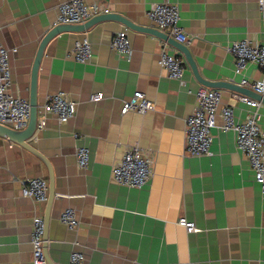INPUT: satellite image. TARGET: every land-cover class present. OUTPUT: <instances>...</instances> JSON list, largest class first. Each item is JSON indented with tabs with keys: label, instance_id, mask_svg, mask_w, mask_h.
<instances>
[{
	"label": "crops",
	"instance_id": "crops-1",
	"mask_svg": "<svg viewBox=\"0 0 264 264\" xmlns=\"http://www.w3.org/2000/svg\"><path fill=\"white\" fill-rule=\"evenodd\" d=\"M64 1L0 0V42L16 49L9 55L11 91L22 98L28 99L38 44ZM165 1L178 5L185 44L204 79L239 84L242 77H261L253 63L235 74L228 50L240 39L264 42L257 0H86L148 26V8ZM124 29L131 43L129 57L110 47L114 33ZM82 37L92 50L86 63L70 54ZM165 42L115 20L96 22L83 32H62L48 42L37 74L38 111L48 95L62 91L75 102L76 112L66 123L48 114L45 126L32 137L31 144L52 168L49 206L47 200L21 194V181L31 177L44 179L49 191L45 163L0 137V264H32L36 216L44 220L49 264H69L73 251L81 252L87 264H264V193L236 147L233 131L212 127L210 153H186L185 119L203 85L188 65L183 82L167 76L159 63ZM136 90L152 108L122 113L123 102ZM220 90V105H231L236 120H242L251 107L237 93ZM259 102L264 129V103ZM131 145L140 147L151 163V177L141 188L111 178L112 166ZM79 146L89 151L86 169L76 163ZM65 208L77 213L73 229L59 220ZM181 218L196 230L188 232L178 223Z\"/></svg>",
	"mask_w": 264,
	"mask_h": 264
},
{
	"label": "built area",
	"instance_id": "built-area-1",
	"mask_svg": "<svg viewBox=\"0 0 264 264\" xmlns=\"http://www.w3.org/2000/svg\"><path fill=\"white\" fill-rule=\"evenodd\" d=\"M257 4L261 16L264 17V0H257ZM109 12V8L102 3L66 0L58 6L54 25L83 23L95 15ZM146 16L152 27L166 33L179 43L186 42L187 35L179 25V7L176 3L166 1L153 3L146 11ZM110 47L120 56H130L131 43L126 29L114 33ZM170 49L173 51L170 52ZM228 50L234 56L235 74H242L248 63L256 64L261 69L262 75L259 79L248 80L242 77L239 84L264 94V42L252 43L247 38L240 39L233 41L228 46ZM15 51V48L7 49L0 42V124L19 130L28 123L30 105L28 99L11 91L9 55ZM70 52L74 60L86 63L92 56L91 44L86 37H82L74 41ZM159 63L169 78L183 82L185 60L166 42L161 47ZM195 96L196 106L185 119L186 153L192 156L209 154V146L213 137L212 127L223 131H233L236 147L245 155L253 171L254 181L259 184L264 193V129L260 125V102L246 94L237 93L236 97L247 103L251 109L242 120H236L231 105H220L222 97L220 89L201 86L197 89ZM152 106V102L142 92L136 90L129 99L123 102L120 111L125 113L128 110H134L144 113ZM75 112V102L64 92L59 91L48 95L41 110L38 111L35 132L45 126L48 114L54 115L59 123H66L75 115ZM73 136L77 137L78 134L74 133ZM75 156L78 167L86 169L89 162L88 148L76 147ZM151 173L150 160L137 145L127 147L111 168L112 181L134 188L146 185ZM21 194L37 202H45L48 197V184L40 177L23 179ZM59 220L69 229H73L78 224L77 213L73 208H65L60 213ZM178 223L188 232L196 230L194 224L184 218L179 219ZM44 229L43 218L34 217L31 227L32 264L46 263ZM69 264H87V262L81 252L73 251L70 254Z\"/></svg>",
	"mask_w": 264,
	"mask_h": 264
},
{
	"label": "water",
	"instance_id": "water-1",
	"mask_svg": "<svg viewBox=\"0 0 264 264\" xmlns=\"http://www.w3.org/2000/svg\"><path fill=\"white\" fill-rule=\"evenodd\" d=\"M109 20L119 21L120 23H122L124 26H126L129 29L150 33L166 41L169 45H171L174 49H176L179 52V54L184 58L186 65L190 67L195 79L204 87L227 89V90H231L236 93L247 94L250 97L255 98L256 100H259L262 103H264V94L257 93L248 87H245V86H242L236 83H231L228 81H222V80L209 81V80L204 79L199 74L196 63L189 50V47L185 43H179L175 41L172 37L168 36L166 33L161 32L152 26L136 24L133 21L127 19L126 17L118 13L109 12V13L95 15L94 17L88 19L87 21L83 23H78V24L53 25L50 29L46 31V33L41 38L38 44L36 53H35L33 63H32L31 76H30V87H29V95H28L30 109H29V120H28L27 125L23 129L17 130V129H12L8 126L0 124V137L1 138H4L8 140L9 142H12L26 149L27 151H29L30 153H32L33 155H35L36 157H38L45 163L48 169V178H49V191H48V197H47L48 206H49V202H51V200L54 197V189H53V184H52V179H53L52 168H51L50 162L31 144L32 137L35 133L36 125H37V114H38L37 74H38L39 64L44 54L46 45L55 36L59 35L62 32H68V31L83 32L96 22L109 21ZM44 240H46L45 236H44ZM46 261L49 264V261L47 259Z\"/></svg>",
	"mask_w": 264,
	"mask_h": 264
}]
</instances>
